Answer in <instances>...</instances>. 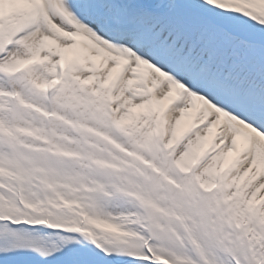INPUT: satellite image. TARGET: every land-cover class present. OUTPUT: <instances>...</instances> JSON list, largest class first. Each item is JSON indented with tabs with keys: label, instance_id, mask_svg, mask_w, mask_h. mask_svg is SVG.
<instances>
[{
	"label": "snow or ice",
	"instance_id": "obj_1",
	"mask_svg": "<svg viewBox=\"0 0 264 264\" xmlns=\"http://www.w3.org/2000/svg\"><path fill=\"white\" fill-rule=\"evenodd\" d=\"M0 264H264V0H0Z\"/></svg>",
	"mask_w": 264,
	"mask_h": 264
}]
</instances>
